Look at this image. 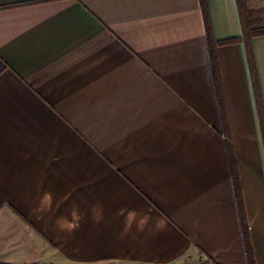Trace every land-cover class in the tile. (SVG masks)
<instances>
[{
    "label": "crops",
    "instance_id": "1",
    "mask_svg": "<svg viewBox=\"0 0 264 264\" xmlns=\"http://www.w3.org/2000/svg\"><path fill=\"white\" fill-rule=\"evenodd\" d=\"M243 33L237 0H0V264H264Z\"/></svg>",
    "mask_w": 264,
    "mask_h": 264
},
{
    "label": "trees",
    "instance_id": "2",
    "mask_svg": "<svg viewBox=\"0 0 264 264\" xmlns=\"http://www.w3.org/2000/svg\"><path fill=\"white\" fill-rule=\"evenodd\" d=\"M241 15L244 21V33L243 38H236L230 39L227 41L220 42L219 45H229V44H237L244 39L245 41H250L252 38L255 37H262L264 36V7L258 11H252L246 6V0H237ZM258 16V17H257ZM216 69V85L218 92L222 93V84L221 78L219 75V71ZM252 73H254V68H251ZM255 74V73H254ZM264 132V127H263ZM234 173H236V169L234 166Z\"/></svg>",
    "mask_w": 264,
    "mask_h": 264
}]
</instances>
